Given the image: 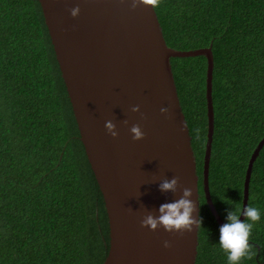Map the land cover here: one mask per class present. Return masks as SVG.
<instances>
[{
    "label": "trees",
    "instance_id": "trees-1",
    "mask_svg": "<svg viewBox=\"0 0 264 264\" xmlns=\"http://www.w3.org/2000/svg\"><path fill=\"white\" fill-rule=\"evenodd\" d=\"M166 43L211 47L213 138L208 185L226 223L242 208L249 157L264 136V0H161ZM199 188L195 264H227L203 193L207 116L204 55L170 59ZM248 205L261 218L249 242L264 264V145ZM108 222L38 0H0V264H102Z\"/></svg>",
    "mask_w": 264,
    "mask_h": 264
},
{
    "label": "water",
    "instance_id": "water-1",
    "mask_svg": "<svg viewBox=\"0 0 264 264\" xmlns=\"http://www.w3.org/2000/svg\"><path fill=\"white\" fill-rule=\"evenodd\" d=\"M87 160L102 194L109 243L102 264H195L198 228L168 232L141 227L142 218L173 202L182 189L199 215V188L191 137L179 102L170 59L204 55L207 132L203 193L219 226L225 222L208 185L214 128L211 47L180 50L169 46L155 9L131 0H38ZM79 6L76 17L70 9ZM139 111L133 112V106ZM161 108L167 112L162 113ZM115 124L116 137L105 128ZM124 121H127L125 123ZM139 125L144 137L133 140ZM264 136L253 149L243 180L242 208L248 205L253 163ZM178 177L176 192L161 191L164 179ZM241 208V209H242ZM244 219L241 214L238 217ZM168 241L170 247H164Z\"/></svg>",
    "mask_w": 264,
    "mask_h": 264
},
{
    "label": "clouds",
    "instance_id": "clouds-1",
    "mask_svg": "<svg viewBox=\"0 0 264 264\" xmlns=\"http://www.w3.org/2000/svg\"><path fill=\"white\" fill-rule=\"evenodd\" d=\"M161 0H131V8L135 9L139 5L150 6L155 9L160 6ZM70 15L76 17L79 14V6L71 8ZM133 112L139 111V105L133 106ZM162 113L167 112L166 108H161ZM127 123V121H124ZM105 128L112 137L117 136L115 124L112 121L105 122ZM133 134V140H140L144 137L139 125H133L130 128ZM178 187V177L164 179L159 184L161 191L176 192ZM192 196L190 188H183L182 195L179 199L163 203L159 206L158 216H154L151 212L145 215L140 221L141 227H148L150 230H156L162 227L168 232H180L185 230L191 231L193 226L196 228L201 226V218L199 215L193 217L192 213L196 210V204L189 199ZM244 216L243 220L238 217ZM260 210L251 205H247L242 209L230 210L227 212L226 223L219 227V246L227 256V264H241L244 259H252L256 256L255 247L249 242L251 232L257 222L260 221ZM164 247H170L168 241H164Z\"/></svg>",
    "mask_w": 264,
    "mask_h": 264
},
{
    "label": "flooded vegetation",
    "instance_id": "flooded-vegetation-1",
    "mask_svg": "<svg viewBox=\"0 0 264 264\" xmlns=\"http://www.w3.org/2000/svg\"><path fill=\"white\" fill-rule=\"evenodd\" d=\"M199 191V190H198ZM199 197H201L200 195H199ZM205 197V196H204ZM224 221V220H223ZM225 222V221H224Z\"/></svg>",
    "mask_w": 264,
    "mask_h": 264
}]
</instances>
